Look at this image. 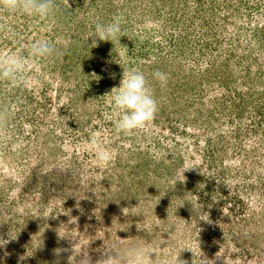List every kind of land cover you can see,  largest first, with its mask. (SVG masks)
Segmentation results:
<instances>
[{"label": "rangeland", "instance_id": "obj_1", "mask_svg": "<svg viewBox=\"0 0 264 264\" xmlns=\"http://www.w3.org/2000/svg\"><path fill=\"white\" fill-rule=\"evenodd\" d=\"M55 2L54 22L0 13V55L40 37L61 50L22 85L0 81V264H98L145 239L151 264H264V0ZM114 17L119 40L91 36ZM123 68L158 102L131 134L108 103Z\"/></svg>", "mask_w": 264, "mask_h": 264}, {"label": "clouds", "instance_id": "obj_2", "mask_svg": "<svg viewBox=\"0 0 264 264\" xmlns=\"http://www.w3.org/2000/svg\"><path fill=\"white\" fill-rule=\"evenodd\" d=\"M57 10L55 0H0V13L9 18L21 16L36 21L54 22ZM121 31V19L114 17L110 22H97L91 36L97 37L100 41L112 42L114 39L119 40L122 36ZM4 33L8 40L17 42L19 39V34L12 26L6 27ZM57 43L44 37L34 38L26 46V55L12 49L4 52L0 55V81H3L9 89L22 85L27 73L37 62L61 55ZM68 43L63 41V48L66 49ZM95 43L94 40V45ZM152 78L161 85H164L167 80L166 74L160 71L153 72ZM108 103L112 106L115 115L117 134H131L135 130L145 128L154 120L158 110V102L153 95L148 78L142 71L133 69L123 70L119 86L115 87V91L109 92ZM95 155L98 163L104 168L112 163V154L102 146L97 147ZM53 167L66 169L59 163L53 164ZM20 192L21 185H9L7 192L9 202L18 197ZM140 229L151 235L150 228ZM3 243L5 241H0V244ZM122 244V241H114L111 245H106L104 257L98 261V264H151L153 258L158 255L156 245L151 244L148 239L130 242L124 247ZM69 264H88V261L81 259L76 262L74 257H70Z\"/></svg>", "mask_w": 264, "mask_h": 264}]
</instances>
